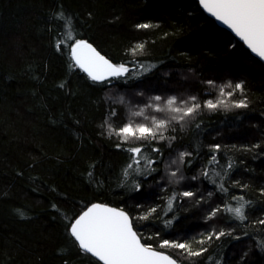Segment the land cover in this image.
<instances>
[{
  "label": "trees",
  "instance_id": "obj_1",
  "mask_svg": "<svg viewBox=\"0 0 264 264\" xmlns=\"http://www.w3.org/2000/svg\"><path fill=\"white\" fill-rule=\"evenodd\" d=\"M78 41L127 71L92 80ZM110 91L200 107L125 140L148 114ZM96 202L179 264H264V65L195 0H0V264H101L70 235Z\"/></svg>",
  "mask_w": 264,
  "mask_h": 264
},
{
  "label": "snow or ice",
  "instance_id": "obj_2",
  "mask_svg": "<svg viewBox=\"0 0 264 264\" xmlns=\"http://www.w3.org/2000/svg\"><path fill=\"white\" fill-rule=\"evenodd\" d=\"M201 3L217 19L234 29L248 43L253 52L264 58V0H201ZM138 27L148 28L150 25L141 24ZM138 47L142 49L143 45H138ZM71 51L79 67L87 72L94 81H101L108 76H120L127 71L124 65L117 66L110 63L86 41L76 42L75 48ZM209 83L212 82L209 81ZM228 87H232V85L229 84ZM235 87L243 90L241 84H236ZM154 99L158 101L161 97L157 96ZM189 99L195 101L196 97H190ZM176 101V97L168 98L166 105L170 111L183 113L179 117L181 120L185 116L192 115L200 107L199 104H193L187 108L174 107ZM182 103L187 104L188 101ZM206 106L215 109L217 104L209 100ZM236 106L247 107L244 102H240ZM163 110L157 107V111ZM165 124V121H159L156 128L164 127ZM137 132L139 136H137ZM119 134L125 140L129 137H136L137 139L155 138L154 129L145 125H139L135 129L132 125H128L123 127ZM130 151L135 154L133 157L134 162L139 164V160L135 157L140 156L141 148L135 147ZM213 160H215V157H213ZM128 167L131 168L132 164L130 163ZM183 195L190 197L194 194L184 192ZM242 209L243 205L235 209L229 208V211H232L239 219L243 220L246 217ZM212 215H215V212ZM260 223H264V220ZM70 232L79 242V246L84 252L98 257L104 264H176V261L169 256L153 251L150 246L141 244L137 233L133 231L129 216L123 211L93 205L70 225ZM219 235L222 236L224 233L221 232ZM208 238L211 239L212 237L209 236ZM161 246L183 249L190 256L201 255V252H193L183 243H171L165 240ZM203 251H206V249Z\"/></svg>",
  "mask_w": 264,
  "mask_h": 264
},
{
  "label": "rangeland",
  "instance_id": "obj_3",
  "mask_svg": "<svg viewBox=\"0 0 264 264\" xmlns=\"http://www.w3.org/2000/svg\"><path fill=\"white\" fill-rule=\"evenodd\" d=\"M246 66L248 68H252L248 64ZM257 70H263V68L259 67V68H257ZM227 89L228 88H224L220 92L222 93L223 91H226ZM176 92L177 91H173V92H170L169 94L162 93V95H158L159 97H161L160 100L157 101L154 99L155 97H153V98H150L149 102H148L149 98L145 97L144 95H142V96L137 95V96H133V97L128 95L129 99L128 98L126 99V97H123V98L118 97L117 93L114 91H110L108 93L109 94L108 98H111L112 100H115V101H116V98H118L119 101L117 103H119V104L124 102L123 99H126L127 100L126 108L128 110L131 109L130 105H132L133 107L136 106L137 110H140V114H143L144 112L146 115L148 114V118L145 120L147 122H145L142 125H145V126L151 128L152 124L157 120H161L162 118H165L166 116L178 115V114L180 115L181 114V113H177V112H173V111L168 110L167 105H166V101L168 98L176 97L177 101H176V105H174V107L178 106V107L182 108V106H185V104L181 102L182 99L185 97V95L178 94ZM157 107L164 109V110L163 111H157ZM155 124H157V123H155ZM128 125H131V124L128 123ZM122 138H123V136H122ZM130 138H132V137H129L128 139H130Z\"/></svg>",
  "mask_w": 264,
  "mask_h": 264
},
{
  "label": "water",
  "instance_id": "obj_4",
  "mask_svg": "<svg viewBox=\"0 0 264 264\" xmlns=\"http://www.w3.org/2000/svg\"><path fill=\"white\" fill-rule=\"evenodd\" d=\"M195 1L198 3L200 9L205 13V15H206L207 17H209L210 19H212V20L216 23V25H217L219 28H221V29H223V30L229 32L234 38H236V40H238L241 44L244 45V47L250 52V54H251L254 58H256L260 63H262V64L264 65V58L259 57V56L257 55V53L253 52L252 49L248 46V43H247V42H246L241 36H239V35L235 32L234 29L230 28V27H229L227 24H225L223 21L217 19L214 15H212V13H210V12H209V11L203 6V4L201 3V0H195ZM87 43H88V42H87ZM89 44H90V43H89ZM90 45H91L93 48H95L92 44H90ZM73 48H75V45H74ZM95 49H96V48H95ZM96 51H97L101 56H103L106 60H108L110 63L114 64L111 60H109L106 56H104L100 51H98L97 49H96ZM72 55H73L74 62H75V64L78 66V68H79L81 71H83L85 74L88 75V73L85 72L82 68H80L79 65L76 63L75 56H74L73 52H72ZM114 65H116V64H114ZM88 76H89V75H88ZM89 77H90V76H89ZM109 77H112V76H108V77H106L105 79H107V78H109ZM90 78H91V77H90ZM103 80H104V79H103ZM93 205H101V206H105V207H109V208L116 209V210H118V211H123L124 213H126V214L129 216V218H130V220H131V222H132L131 216H130L125 210H123V209H121V208H118V207H115V206L108 205V204L100 203V202H96V203L91 204V205H90L87 209H85V210H84V211H83V212H82V213H81L76 219H78L81 215H83L84 212L88 211ZM76 219H75V220H76ZM75 220L73 221V223L75 222ZM73 223H72V224H73ZM132 225H133V222H132ZM133 231H135V232L137 233V236H138V238L140 239L141 244L145 245V244L143 243L141 237L139 236L138 232L135 230L134 226H133ZM70 235H71V232H70ZM71 236H72V235H71ZM72 238L75 240V242H76L77 245L79 246V242L76 241L75 237L72 236ZM145 246H147V245H145ZM79 248L82 250V248H81L80 246H79ZM151 249H152L153 251L160 252V253H162L163 255H167V256H169L171 259H173V260L176 261V264H179V262H178L174 257H172L171 255H169L168 253H166V252H162V251H158V250L153 249V248H151ZM82 251H83V250H82ZM83 252H84V251H83ZM85 253H86V252H85ZM86 254H88L89 256H91L92 258H94L95 260H97L99 263L104 264L103 261H100L98 257H95V256L92 255L91 253H86Z\"/></svg>",
  "mask_w": 264,
  "mask_h": 264
}]
</instances>
